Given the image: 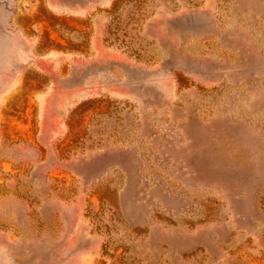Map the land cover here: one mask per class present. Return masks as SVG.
Instances as JSON below:
<instances>
[{"label": "rangeland", "instance_id": "rangeland-1", "mask_svg": "<svg viewBox=\"0 0 264 264\" xmlns=\"http://www.w3.org/2000/svg\"><path fill=\"white\" fill-rule=\"evenodd\" d=\"M0 264H264V0H0Z\"/></svg>", "mask_w": 264, "mask_h": 264}, {"label": "crops", "instance_id": "crops-1", "mask_svg": "<svg viewBox=\"0 0 264 264\" xmlns=\"http://www.w3.org/2000/svg\"><path fill=\"white\" fill-rule=\"evenodd\" d=\"M211 143H213V141L211 142ZM208 151H206L205 149H204V147H200V150L199 151H197V155H196V160H197V168L198 169H201V170H203V169H209L210 171H214V170H217V169H219L218 167H219V165L218 164H209V163H207V161L208 160H210V159H208V157H209V150H214L213 149V147L211 146V147H209L208 149H207ZM203 152V153H202ZM198 153H200V155H198ZM204 154H205V156H204Z\"/></svg>", "mask_w": 264, "mask_h": 264}]
</instances>
